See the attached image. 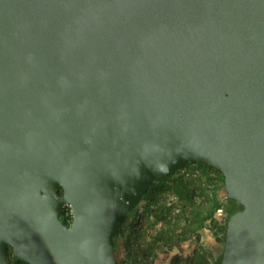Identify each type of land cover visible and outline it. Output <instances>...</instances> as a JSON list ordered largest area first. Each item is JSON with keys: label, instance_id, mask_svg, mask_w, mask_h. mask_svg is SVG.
Returning a JSON list of instances; mask_svg holds the SVG:
<instances>
[{"label": "water", "instance_id": "water-1", "mask_svg": "<svg viewBox=\"0 0 264 264\" xmlns=\"http://www.w3.org/2000/svg\"><path fill=\"white\" fill-rule=\"evenodd\" d=\"M196 162L241 207L221 264H264V0H0V264H118Z\"/></svg>", "mask_w": 264, "mask_h": 264}, {"label": "rangeland", "instance_id": "rangeland-1", "mask_svg": "<svg viewBox=\"0 0 264 264\" xmlns=\"http://www.w3.org/2000/svg\"><path fill=\"white\" fill-rule=\"evenodd\" d=\"M212 167L189 163L152 183L119 229L121 264H212L220 256L228 197ZM182 171L198 173L183 179ZM12 255L10 264H25Z\"/></svg>", "mask_w": 264, "mask_h": 264}, {"label": "trees", "instance_id": "trees-1", "mask_svg": "<svg viewBox=\"0 0 264 264\" xmlns=\"http://www.w3.org/2000/svg\"><path fill=\"white\" fill-rule=\"evenodd\" d=\"M223 186H224V183H223ZM59 193L61 194V189L59 190ZM227 201L228 202H227V205L225 206V212H226V215H227V218H228L235 211L241 209V207L240 206H237V203H235V202H233V201H231L229 199H227ZM236 206L238 207L237 209H236ZM68 210H69L68 208H64L63 211H62V213H61V216H60V219L62 221H64V223L66 225H69L70 222H71V219L70 218L68 219L65 216V213L68 212ZM134 210L135 209H133V210H131V211L128 212L125 221H127L128 218L133 214ZM225 228H226V220H225V222L221 226V230H222V234H223V241H224V238H225ZM118 233H119V231L117 232V234L113 238V241H114V251H115V254H116L117 262H118V264H121V260L119 259L118 252H117V237H118ZM10 252L13 253L12 252V249L8 247L7 248L8 259H11ZM221 255H222V253L220 254V256L212 264H221ZM12 258L15 259V260L21 261V260L17 259L14 256V254L12 255ZM25 264H27V263H25Z\"/></svg>", "mask_w": 264, "mask_h": 264}, {"label": "built area", "instance_id": "built-area-1", "mask_svg": "<svg viewBox=\"0 0 264 264\" xmlns=\"http://www.w3.org/2000/svg\"><path fill=\"white\" fill-rule=\"evenodd\" d=\"M212 168H214V167H212ZM184 169V166L182 167V168H180L177 172H179V171H181V170H183ZM214 170L215 171H217V172H219L220 173V171L218 170V169H216V168H214ZM176 172V173H177ZM182 175L181 176H183V179H184V177H192V176H196L197 175V171H194V172H189V171H182ZM228 202V201H227ZM138 207V206H137ZM65 208H68L69 210H68V212H66L65 213V216L69 219H71V221H72V214H71V210H70V208L68 207V206H65ZM64 209V208H63ZM71 223V222H70Z\"/></svg>", "mask_w": 264, "mask_h": 264}, {"label": "flooded vegetation", "instance_id": "flooded-vegetation-1", "mask_svg": "<svg viewBox=\"0 0 264 264\" xmlns=\"http://www.w3.org/2000/svg\"><path fill=\"white\" fill-rule=\"evenodd\" d=\"M237 206H239V205L237 204ZM237 206H236V209L238 208Z\"/></svg>", "mask_w": 264, "mask_h": 264}]
</instances>
